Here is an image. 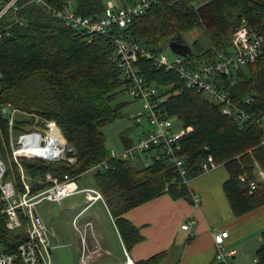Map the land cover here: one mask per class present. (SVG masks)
Wrapping results in <instances>:
<instances>
[{
	"label": "trees",
	"instance_id": "trees-1",
	"mask_svg": "<svg viewBox=\"0 0 264 264\" xmlns=\"http://www.w3.org/2000/svg\"><path fill=\"white\" fill-rule=\"evenodd\" d=\"M44 1L46 4L17 0L14 14L6 15L2 22L7 24L8 33L0 38V108L8 105L11 109L10 125L0 115V151L1 142H8L9 128L13 134L30 128L34 115L52 119L70 146L64 158L56 161L19 160L32 193L49 184L44 180L47 172L75 175L80 182L79 173L108 157L99 127L119 115L120 103L111 104L115 89L122 86L121 90L125 88L128 93L122 71L112 58L114 37L161 52L168 41L187 43L186 33L200 29L205 39L192 40L191 53L182 57L186 67L197 68L216 60L220 49L232 51L231 35L242 18L251 32L264 33V0H154L132 22L124 26L112 24L104 34L68 27L50 9L62 8L69 1L76 13L96 18L103 14L108 0ZM133 1L114 0L121 4ZM133 63L145 83L156 88L163 114L189 129L179 139L185 176L170 159H155L153 154L147 165L136 167L130 159L109 158L107 167L90 172L92 184L100 190L125 249L140 236L136 227L120 214L163 192L191 200L184 178L203 170L201 162L208 153L216 163H223L229 173L223 189L235 214L264 203V183L248 190L256 162L264 169V148L259 145L264 134L261 126L223 113L220 102L187 87L175 68L156 67L150 59L140 56ZM212 81L250 115L264 113V49L253 61L216 73ZM128 144L124 140V146ZM67 156H72L73 161H67ZM239 174H244L246 181L240 182ZM11 175L16 189L21 190L13 160L6 163L3 179ZM4 218L0 214V250L9 251L18 233L5 228ZM164 253L161 250L145 261L153 263ZM254 253L255 263H264V229ZM208 264L223 262L214 257Z\"/></svg>",
	"mask_w": 264,
	"mask_h": 264
},
{
	"label": "built area",
	"instance_id": "built-area-1",
	"mask_svg": "<svg viewBox=\"0 0 264 264\" xmlns=\"http://www.w3.org/2000/svg\"><path fill=\"white\" fill-rule=\"evenodd\" d=\"M46 4L44 0H33ZM154 0H134L127 4L107 1L103 14L93 18L90 15L76 13L69 1L62 8L52 10L56 17L71 28H79L89 33L104 34L110 25L124 26L136 19L145 7ZM18 7L17 0H0V38L8 33L7 24H2L6 15L12 16ZM232 43L229 50L220 49L216 60L205 62L197 68H188L182 62V56L176 55L174 59H168L161 52H154L139 46L136 42L126 41L114 37L112 44V58L121 69L122 76L126 80L129 95L134 99H140L141 111L134 115L135 120H144L148 128L142 135L133 140L131 144L123 146L119 150H108V157L90 165L89 169H103L108 165L109 158L132 159L138 154L153 150L155 159L166 157L178 169L181 176L186 175L183 157L180 155V138L188 130L180 123L174 124L171 116H165L158 106L157 91L154 86L145 83L138 67L133 63L137 56L151 60L156 67L175 68L187 87L201 90L205 97L221 103V110L227 115L235 116L239 121L252 120L264 130V113L250 115L244 108L237 106L231 96L213 84L212 78L218 72H228L231 67L244 65L253 61L264 49V33L251 32L242 18L241 24L232 33ZM129 51V53H128ZM9 118L8 122L10 123ZM57 124L52 119H34L32 126L17 134L15 147L11 149V155L18 164L19 157L38 158L42 160H57L61 150L68 149ZM60 132V133H59ZM264 148V134L260 143ZM61 146V147H60ZM73 161L72 156L67 157ZM256 162V161H255ZM147 164V161L145 162ZM217 164L211 153L201 162L203 169ZM5 163L0 157V214L5 216L4 226L7 230L20 231L19 238L9 251L0 250V264H50L49 236H53L49 228L45 226L41 216L35 211V205L42 200H50L59 203L64 197L81 192L87 203L100 198V192L91 186H80L76 176L68 173L61 175L47 174L48 185L34 193L29 192L28 184L23 181V191L14 187L12 179H3ZM255 172L260 177L248 180V190L251 192L258 180H264V170L256 162ZM187 182V178H184ZM239 180L246 181L244 174H239ZM183 229H188L189 222L181 224ZM215 242V258L225 264H233L227 261L231 251L225 248V238L228 236L226 229H218L212 232ZM81 252L85 248L83 234L80 236ZM96 246L95 248H97ZM129 259L127 255L124 262ZM94 264H116L101 263ZM122 264V263H121Z\"/></svg>",
	"mask_w": 264,
	"mask_h": 264
},
{
	"label": "crops",
	"instance_id": "crops-1",
	"mask_svg": "<svg viewBox=\"0 0 264 264\" xmlns=\"http://www.w3.org/2000/svg\"><path fill=\"white\" fill-rule=\"evenodd\" d=\"M138 111H141V105L140 109L133 114V118ZM9 118L11 119V116ZM9 118L7 119L9 120ZM135 122L143 123L145 125V127L140 131L141 133L137 135L139 138L142 133L148 128V125L144 120H135ZM173 123L175 125L178 124V122H176L175 120H173ZM135 138L127 139L126 137L122 139L121 146L118 148V150L124 146V140L128 141L129 144H131V142L135 140ZM14 144L15 140L13 142L11 141L9 149L10 154ZM1 147L2 149H4L3 142H1ZM153 152V150H148L146 152L138 154L131 160L132 162L137 160L139 161V164L133 165L136 167L140 165H147L151 160L150 156H152ZM0 157L2 158V156ZM21 158L25 157H19L17 159L19 166H16L17 171L19 172V181L22 185V189L18 191H23L24 181L28 184L30 192L29 180L22 170L21 163H19V160ZM146 161L147 164H145ZM89 167L82 173L78 174V176H81V181L79 182L76 177L77 183L80 186L94 187L100 192V190L92 184L90 172H93L95 170L89 169ZM47 174L51 175L47 172L44 176L45 181H47ZM85 177L87 178L86 180ZM228 177L229 173L224 164L217 163L213 167L203 169L200 173L187 180L186 183L192 196L191 200H188L184 197H173L167 192H163L157 196H154L146 201H143L133 207L126 209L120 214V216L123 217L129 225L136 227L137 233L140 238L133 242L126 250L123 245L121 235L115 226L118 234L117 241L119 243V250L116 253H113L114 259H102L107 254H112L108 247H104L107 250H103L105 252H102L98 257H93L92 260H95V262H121L127 255L133 262H143L146 264H208L215 257V242L213 240L212 232L218 229H226L228 231V236L225 238V248L226 250L231 251V255L229 258H227V261L233 264H256L255 253L253 255L252 262L246 258L244 245L247 243V241H249L248 236H250L254 231L253 229L257 228L256 226L264 224V203L241 214H235L223 189V183L228 179ZM254 177L259 178L260 175L255 172ZM6 179H12L14 181V187L16 188L15 179L13 178V176H10ZM259 182L264 183V180H258V183ZM72 195H77L76 204H72L70 206V208L76 209V211L72 213L69 210L70 208H66V211L63 212V208H60L59 213L56 210L54 212L52 211L47 213L46 211V213L42 212V214H40L35 207V211L41 216L45 226L49 228V231L52 232L53 235L49 236V244L51 247L49 250L50 260L53 249L59 248L65 243L64 241H62V237L58 231L59 220L61 218H69L73 227L78 231L79 229L76 225V219L80 218L82 228L81 232L84 233L88 229L91 231L90 234L92 236V239L90 240L88 245H86L85 242V248L88 251L99 253L101 252V243L94 233V225L92 222L93 215L92 213L84 214L83 212L90 209L92 205L96 204V206L104 208L108 211L110 220H112V223L114 224L112 214L107 204L105 203L101 192L100 198H96L89 203H87V201L84 199L81 192L74 193ZM42 201L50 202L56 205L60 204L61 202L60 201L59 203H57L50 200ZM253 219H257V222L253 223ZM186 221L189 222V227L188 229H183L181 227V224ZM101 230V227L97 226V231L99 233H101ZM18 232L20 233V231ZM57 236H59V241L61 243H59ZM259 240V237L256 238L255 249L259 244ZM96 246L98 247L95 248ZM161 250H165V253L159 260H156L153 263L145 261L146 258ZM78 258L79 254L77 256V261L75 262V264H78ZM223 264L225 263L223 262Z\"/></svg>",
	"mask_w": 264,
	"mask_h": 264
},
{
	"label": "rangeland",
	"instance_id": "rangeland-1",
	"mask_svg": "<svg viewBox=\"0 0 264 264\" xmlns=\"http://www.w3.org/2000/svg\"><path fill=\"white\" fill-rule=\"evenodd\" d=\"M204 36L205 35H204L202 30L191 29L188 31V33H186L185 39H186L187 43L189 45H191L190 43L192 40H194L195 38H199L201 40H204L205 39ZM231 43H232V38H231ZM163 53L166 55V57L168 59H171V60L174 59L177 55L168 47L164 48ZM121 88H122V86L115 89L116 92L114 94V98L111 100L112 105L114 103H120V106L117 108L119 111V115L112 120L106 121L105 123H103L99 127L101 133L103 134L104 144H105L107 149L112 148L113 150H118V148L121 146L122 139H124L126 137H127V139H134L135 137H136L135 139H137L138 138L137 135H139L141 133L140 131L142 130V128L145 127V125L143 123H137V122H135V120L133 118V114L137 110L140 109V99L132 100V98L127 93L126 89L124 88L121 90ZM35 104H37V103H35ZM10 116H11V114H10ZM33 117L36 118L37 121L40 120V118L37 115H34ZM6 120L8 121V119H6ZM185 127H187L189 129V126H185ZM8 135H9L8 142L4 143V149H3V151L2 150L0 151V155H2V158L5 162V164L6 163L11 164V162L13 160V162L16 164V166H18L17 163L15 162V160L13 159V156L10 154V151H9L10 143H11V141L13 142L16 139L17 134H13L12 130H10V128H9ZM15 142H16V140H15ZM65 146L68 147V149L65 148L64 152L66 150L70 149V146H67L66 144H65ZM14 147H15V144H14ZM64 152H63V150H61V153H59V156L61 157L63 154L62 158H64V156H65ZM66 160H68V159H66ZM132 164L137 165V164H139V161L135 160L134 162H132ZM8 166H10V165H8ZM255 171L256 170L254 168V173H255ZM11 176H13V175H11ZM86 179L87 178L85 177V180ZM256 179H258V178H256ZM76 202H77V195H71V196H67V197L63 198L61 200L60 204H58V205L50 203V202L42 201V202L36 204L35 207H36L38 213H40V214H42V212L46 213V211H47V213H49L52 211L54 212L56 210L59 213L60 208H63L62 212L66 211V208L69 209L70 206L72 204L75 205ZM69 210L71 213L76 211V209H73V208H70ZM83 213L84 214L92 213V215H93V218H92V222L94 225L93 229H94V233H95L96 237L99 239V241L101 243L100 244L101 245V252L99 253V252H94V251H88L87 249H85L82 253L81 252L80 236H81V234H83L86 245H88V243L92 239V236L90 234L91 231L87 229L84 233L81 232L82 228H81L80 218L76 219V225L78 226L79 231L73 227L69 218H65V219L61 218L59 220L58 231L62 237V241H64L65 243L61 247L53 249V252L51 254L50 264H75V262L77 261L78 254H79L78 264H94L97 262H95V260H92L93 257H98L101 255L102 252H105L103 250H107V249H105L104 247H108L112 254L111 255L107 254L102 259H106V260L114 259L113 253H116L119 250V243L117 241L118 240V234H117L115 225L112 223V220H110V217L108 215V211L106 209L101 208L99 206H96V204H94L90 207V209L84 211ZM252 222L256 223L257 219H253ZM96 225L101 227V229H102L101 233H99L97 231ZM256 227L257 228L253 229L254 231L251 233V235L248 236L249 241H247V243L244 245L245 256L251 262H252V258L254 255L256 238L259 237V239H260V230L264 228V224L256 226ZM16 233H18V236H17V239H18L20 233L19 232H16ZM57 238L59 241L60 240L59 236H57ZM59 243H61V242L59 241ZM90 249H91V247H90ZM252 252H253V254H252ZM124 260H125V258H124ZM124 260L121 262L105 261L103 263L121 264V263H124ZM138 264H146V263L141 262Z\"/></svg>",
	"mask_w": 264,
	"mask_h": 264
},
{
	"label": "water",
	"instance_id": "water-1",
	"mask_svg": "<svg viewBox=\"0 0 264 264\" xmlns=\"http://www.w3.org/2000/svg\"><path fill=\"white\" fill-rule=\"evenodd\" d=\"M167 47L170 48L174 53L182 56H186L191 53L192 49L188 43L178 42L175 40H170L167 42ZM129 53V51H128ZM127 79H124L126 81ZM11 109L8 105L0 108V115L2 118L7 119L10 117ZM12 264H16V262H12Z\"/></svg>",
	"mask_w": 264,
	"mask_h": 264
},
{
	"label": "bare ground",
	"instance_id": "bare-ground-1",
	"mask_svg": "<svg viewBox=\"0 0 264 264\" xmlns=\"http://www.w3.org/2000/svg\"><path fill=\"white\" fill-rule=\"evenodd\" d=\"M122 264H132V262L129 259H127L126 262H124Z\"/></svg>",
	"mask_w": 264,
	"mask_h": 264
}]
</instances>
